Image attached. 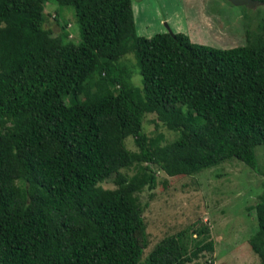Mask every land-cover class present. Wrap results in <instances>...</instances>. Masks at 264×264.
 <instances>
[{"label":"trees","instance_id":"obj_1","mask_svg":"<svg viewBox=\"0 0 264 264\" xmlns=\"http://www.w3.org/2000/svg\"><path fill=\"white\" fill-rule=\"evenodd\" d=\"M48 2L74 10L78 43L60 22L57 35L46 27ZM263 41L216 49L183 33L145 38L132 0H0V264H141L148 236L134 194L156 178L122 170L143 163L191 176L229 159L255 169L264 145ZM129 54L140 87L121 64ZM146 114L176 140L148 137ZM130 136L133 154L123 146ZM112 175L117 191L99 186ZM114 192L134 208L114 213ZM255 211L248 244L264 264V195ZM203 252H214L211 239L187 254L173 235L146 263L186 264Z\"/></svg>","mask_w":264,"mask_h":264},{"label":"rangeland","instance_id":"obj_2","mask_svg":"<svg viewBox=\"0 0 264 264\" xmlns=\"http://www.w3.org/2000/svg\"><path fill=\"white\" fill-rule=\"evenodd\" d=\"M132 7L137 34L145 38L170 30L187 35L195 44L216 49L264 40V5L248 8L234 6L227 0H132ZM44 13L46 27L53 35L61 32L60 26H65L69 39L73 43L80 41L79 25L72 8L48 2ZM135 63L133 54L125 56L121 62L130 69L133 85L140 87L141 77ZM143 132L148 137L162 134V145L173 142L178 136L155 114L144 116ZM123 146L130 154L138 151L131 136L123 140ZM255 158V169L229 159L191 176H168L154 165L145 170L143 163L122 170L128 178L137 176L149 180L152 175L156 178L153 189L147 186L134 194L143 209L148 236L140 263L147 264L148 255L163 238L181 235L187 254L208 239L214 243L213 253L203 252L186 264H259L248 240L258 229L255 206L264 195V145L255 148ZM99 186L117 191L115 175ZM107 206L120 214L132 210L134 202L114 192ZM201 230H206L208 236L200 235Z\"/></svg>","mask_w":264,"mask_h":264},{"label":"water","instance_id":"obj_3","mask_svg":"<svg viewBox=\"0 0 264 264\" xmlns=\"http://www.w3.org/2000/svg\"><path fill=\"white\" fill-rule=\"evenodd\" d=\"M227 1L234 6H247L248 8H254L256 6L262 5L261 2L255 0H227ZM168 33L172 34L170 30Z\"/></svg>","mask_w":264,"mask_h":264},{"label":"crops","instance_id":"obj_4","mask_svg":"<svg viewBox=\"0 0 264 264\" xmlns=\"http://www.w3.org/2000/svg\"><path fill=\"white\" fill-rule=\"evenodd\" d=\"M143 31H145L144 29H142ZM143 33V32H142Z\"/></svg>","mask_w":264,"mask_h":264}]
</instances>
